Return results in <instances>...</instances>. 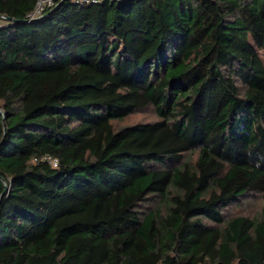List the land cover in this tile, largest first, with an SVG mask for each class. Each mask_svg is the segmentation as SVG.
<instances>
[{
	"label": "trees",
	"instance_id": "obj_1",
	"mask_svg": "<svg viewBox=\"0 0 264 264\" xmlns=\"http://www.w3.org/2000/svg\"><path fill=\"white\" fill-rule=\"evenodd\" d=\"M35 3L0 0V264H264V0Z\"/></svg>",
	"mask_w": 264,
	"mask_h": 264
},
{
	"label": "built area",
	"instance_id": "obj_2",
	"mask_svg": "<svg viewBox=\"0 0 264 264\" xmlns=\"http://www.w3.org/2000/svg\"><path fill=\"white\" fill-rule=\"evenodd\" d=\"M60 0H36L35 6L32 11L27 14L29 21L35 20L40 17L44 11L58 3ZM76 2H97L99 0H74ZM54 165H57V161H53Z\"/></svg>",
	"mask_w": 264,
	"mask_h": 264
},
{
	"label": "water",
	"instance_id": "obj_3",
	"mask_svg": "<svg viewBox=\"0 0 264 264\" xmlns=\"http://www.w3.org/2000/svg\"><path fill=\"white\" fill-rule=\"evenodd\" d=\"M64 1H65V0H61V1H59L58 3H56L53 9L58 8V7H59ZM44 15H45V14L41 15V16L38 17V18H41V17H43ZM7 19L10 20L11 18L7 17Z\"/></svg>",
	"mask_w": 264,
	"mask_h": 264
}]
</instances>
